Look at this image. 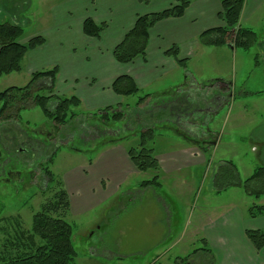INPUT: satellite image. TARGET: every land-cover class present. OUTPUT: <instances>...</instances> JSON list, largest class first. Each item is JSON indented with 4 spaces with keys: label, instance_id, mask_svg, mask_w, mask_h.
<instances>
[{
    "label": "rangeland",
    "instance_id": "374dc122",
    "mask_svg": "<svg viewBox=\"0 0 264 264\" xmlns=\"http://www.w3.org/2000/svg\"><path fill=\"white\" fill-rule=\"evenodd\" d=\"M54 1L58 0H0V23L20 25L24 30L20 42L26 43L52 27ZM263 12L264 9L256 16L258 28L254 31L258 40L250 49L227 45L205 47L187 60L190 77L201 84L212 79L232 80L233 92L238 97L232 103L215 105L211 111L214 114L206 129L213 132L210 140L219 137L218 145L196 147L195 154L185 155L182 164L176 165L177 155L185 153L187 145H191L186 140L190 134L186 129L180 131L157 122L158 114L149 113L160 106L163 98H153L147 103L148 113L141 117L134 110L140 97L167 90L163 86L166 81L176 82L179 76L171 80L176 72L160 78L151 90L125 96L118 105L113 103L114 107L129 108L124 122L109 126L99 115L95 118L92 114L96 111L87 109L86 104L74 109L81 121L66 126H56L39 105L22 109L16 123L13 122L15 126L12 122H1L0 161L6 165L7 175L0 176V257L4 256V245L14 234L16 223L31 229L33 215L52 196V192H42L46 178L40 164L55 147L61 146L50 169L64 182L71 197L66 221L74 232L76 264H181V261L190 264L184 259L187 256L191 264H264V248L258 251L248 237H239L242 225L264 228V216L252 218L248 213L251 205H264V195L257 198L242 187L220 193L214 188V175L223 161H233L242 180L264 166ZM52 49H37L35 70L28 64V55L20 71L1 76L0 92L27 85L35 71L52 69L53 59L59 57ZM37 85L41 94L50 95L45 79ZM55 103L52 99L49 107L53 109ZM174 106L166 115L176 113ZM195 110L192 113L196 115ZM113 124L121 127L117 135L112 130L107 132ZM148 125L156 126L148 145L162 162H159L161 186L154 190L163 194V199L150 192L153 189L141 187L143 181L154 177L155 171H139L129 156V150L140 143V132ZM22 130L39 140L27 143L29 139ZM48 133L50 144L43 147ZM6 149L12 152L10 161ZM221 214L230 218L227 226L231 229L228 227L227 231L238 240L224 249L212 248L203 241L205 235L200 227L210 221L218 223Z\"/></svg>",
    "mask_w": 264,
    "mask_h": 264
},
{
    "label": "trees",
    "instance_id": "16d2710c",
    "mask_svg": "<svg viewBox=\"0 0 264 264\" xmlns=\"http://www.w3.org/2000/svg\"><path fill=\"white\" fill-rule=\"evenodd\" d=\"M139 1L144 4L150 3V0ZM193 1L175 0L174 4L162 11L139 15L134 26L113 50L115 59L119 63L129 64L139 57L146 58L150 30L166 18L182 17ZM244 3L245 0H221L222 9L219 19L222 25L206 30L201 34L199 40L206 46L231 45L234 48L250 49L257 42L258 35L251 28L243 27L240 24ZM106 28L107 23L97 24L92 18L85 19L83 24L85 35L93 38H100ZM23 33L24 30L20 25L0 23V77L20 71L27 52L46 43V39L42 35L34 36L26 43H21L20 39ZM166 53L174 57L180 65L186 66L187 60L179 58L178 46L171 47ZM57 72V67L46 71H36L32 74V79L27 85L9 87L0 92V102L3 103L0 108V123L3 121L16 123L22 109L36 105L42 108L44 114L56 126H66L73 121H81L80 115L74 110L81 105L79 98L76 96L61 97L53 94ZM41 79L49 80L47 88H49L50 95L40 93L41 87L37 85V82ZM231 85L224 79H212L206 83L197 84L187 74L184 84L176 88L140 97L134 110L137 117H141L148 113L147 103L153 98H163L164 101H161L160 106L149 110V113L153 116L158 114L156 121L166 123L167 127L174 126L180 131L186 129L190 134L186 136V133H183L186 140L203 149V145H215L219 139L218 136L212 140L209 139L213 132L206 129V125L212 119L214 112L211 111L214 106L227 103H224L222 98L230 91ZM112 88L115 93L121 96L139 93V87L135 80L128 75L116 78ZM192 90L195 92H191ZM52 99L56 102L53 109L49 107V102ZM173 106L176 113L170 116L166 115L165 112ZM194 108L196 115L192 113ZM128 109L124 110L120 106H107L92 115L95 118L99 115L109 125L124 122L128 117ZM125 127L127 125L124 124ZM11 128L9 130L13 131L14 129ZM120 128L113 124L107 132L112 130L114 131L113 135H117L121 131ZM155 128L156 126L153 125L144 127L139 135V145L129 150V156L139 171H155L152 179L141 183L142 188H159L161 186L159 160L154 154V148L148 145V139L151 140L155 136ZM27 138L29 139L26 141L27 143L39 140L32 139L28 135ZM44 139V143H47L48 146L50 144L49 133L44 136ZM60 148L61 146L55 147L40 164L46 178V187L42 189V192L43 194L52 192V196L42 202L40 210L33 215L31 229H25L19 223L14 222L16 223L13 228L14 234L10 235L9 233L10 236L4 245V256L0 257V264H76L78 253L73 244L74 232L72 225L66 221V216L71 208L70 196L64 182L50 169ZM233 187H242L247 194L260 198L264 195V166L258 167L251 176L242 180L237 165L231 160L223 161L214 175V188L217 193H220ZM248 213L252 218L263 217L264 205L253 204L249 207ZM246 235L256 250L260 251L264 248V228L247 229ZM197 252L198 250H196ZM189 257L184 259L191 264ZM181 262L183 263V261Z\"/></svg>",
    "mask_w": 264,
    "mask_h": 264
},
{
    "label": "crops",
    "instance_id": "0c3cea01",
    "mask_svg": "<svg viewBox=\"0 0 264 264\" xmlns=\"http://www.w3.org/2000/svg\"><path fill=\"white\" fill-rule=\"evenodd\" d=\"M174 3L175 0H150L149 4L141 3L139 0L54 1L53 24L49 29L52 31H41L39 34L46 39V43L27 52L24 58L29 55L28 64L32 66V70H35L34 56L37 49H52L53 45L54 51L59 56L51 63L58 68L53 94L58 96L73 94L72 96L79 98L81 105L86 104L87 109L92 111L107 106L114 107L113 103L118 105V102L125 97L115 93L112 88L115 79L121 75L131 76L141 92L145 89H153L160 78L176 72L171 80L178 76L179 79L176 82L166 81L163 85L167 90L170 87L176 88L186 81L188 63L186 62V66L180 65L174 57L167 55V50L176 45L179 47V58L189 60L203 52L205 47H209L208 49L216 47L204 45L199 37L206 30L222 25L219 19L222 9L221 0H194L182 17L166 18L158 22L150 30L146 58L139 57L129 64H122L113 55V50L134 26L139 15L162 11ZM262 9H264V0H245L240 19L241 26L256 30L258 28L256 16L262 13ZM87 18H92L97 24L107 23V28L101 33L100 38L85 35L83 24ZM31 52L34 54L30 56ZM193 80L200 84L195 78ZM226 81L232 85L222 99L224 103H232L238 96L233 92L234 82ZM48 85L49 80H46V87ZM219 141L220 139L216 146ZM189 143L191 145H187L185 153L177 155L176 165L182 164L185 155L191 156L190 152L195 154L194 150L197 146ZM158 160L162 163L160 158ZM146 189H153L150 192L153 191V194L163 199V194H158L154 187ZM220 219L222 220L216 224H211L210 221L206 225L202 224L200 228L204 232L205 243L212 245V248L224 249L238 239L227 231L231 229L230 218L221 214ZM247 229L250 228L242 225L240 238L242 236L247 238Z\"/></svg>",
    "mask_w": 264,
    "mask_h": 264
},
{
    "label": "flooded vegetation",
    "instance_id": "af4514ba",
    "mask_svg": "<svg viewBox=\"0 0 264 264\" xmlns=\"http://www.w3.org/2000/svg\"><path fill=\"white\" fill-rule=\"evenodd\" d=\"M5 132H6V136H7V129H6ZM9 133H11V132H9ZM37 140H38V139H37ZM43 144H44V146H47V143H43ZM11 154H12V152L9 153V152H7V149H6V157L9 156V159H7V161H8V160L10 161ZM2 156H3V153H2V151H0V159H2ZM6 172H7V170H6V165L3 164L2 161H0V176H1L2 174L6 173ZM16 173H18V174L21 175V172H20V171H17ZM11 174H12V173L9 172V175H11ZM6 175H7V173H6Z\"/></svg>",
    "mask_w": 264,
    "mask_h": 264
},
{
    "label": "water",
    "instance_id": "95a60500",
    "mask_svg": "<svg viewBox=\"0 0 264 264\" xmlns=\"http://www.w3.org/2000/svg\"><path fill=\"white\" fill-rule=\"evenodd\" d=\"M230 47H232L231 45H230ZM233 48V47H232Z\"/></svg>",
    "mask_w": 264,
    "mask_h": 264
}]
</instances>
